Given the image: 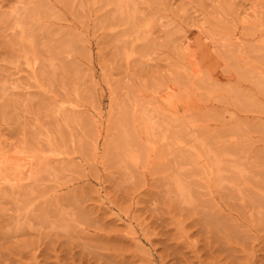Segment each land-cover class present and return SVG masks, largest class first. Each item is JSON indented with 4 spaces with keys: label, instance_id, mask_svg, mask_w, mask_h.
Wrapping results in <instances>:
<instances>
[{
    "label": "rangeland",
    "instance_id": "rangeland-1",
    "mask_svg": "<svg viewBox=\"0 0 264 264\" xmlns=\"http://www.w3.org/2000/svg\"><path fill=\"white\" fill-rule=\"evenodd\" d=\"M262 195L264 0H0V264H264Z\"/></svg>",
    "mask_w": 264,
    "mask_h": 264
},
{
    "label": "bare ground",
    "instance_id": "bare-ground-1",
    "mask_svg": "<svg viewBox=\"0 0 264 264\" xmlns=\"http://www.w3.org/2000/svg\"><path fill=\"white\" fill-rule=\"evenodd\" d=\"M122 2L124 1V0H121ZM32 185V184H31ZM35 185V184H34ZM33 185V186H34ZM176 188H177V191H178V193L179 194H183L184 193V186L180 183V182H177L176 183ZM27 194H29V193H26V192H21L20 193V196L23 198L22 200L23 201H29L30 200V198H31V196L29 197V195L27 196ZM262 203H261V207L259 208V210L260 211H258L259 212V214H261V216H260V222H262V223H260V225H261V227H262V225L264 226V219L263 220H261L262 218H264V195H262V196H260V199H259ZM26 201V202H27ZM259 201V202H260ZM259 206V205H258Z\"/></svg>",
    "mask_w": 264,
    "mask_h": 264
}]
</instances>
